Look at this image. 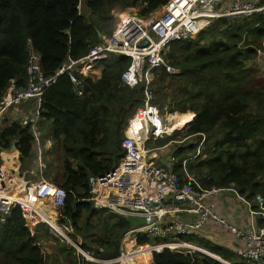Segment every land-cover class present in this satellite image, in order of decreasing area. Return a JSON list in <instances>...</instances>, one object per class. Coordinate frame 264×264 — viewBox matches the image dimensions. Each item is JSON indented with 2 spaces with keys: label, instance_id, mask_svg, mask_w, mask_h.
Wrapping results in <instances>:
<instances>
[{
  "label": "trees",
  "instance_id": "trees-1",
  "mask_svg": "<svg viewBox=\"0 0 264 264\" xmlns=\"http://www.w3.org/2000/svg\"><path fill=\"white\" fill-rule=\"evenodd\" d=\"M167 1L82 0L78 10V0H0V97L11 79L25 84L27 39L40 56L43 73L51 76L68 58L85 56L98 42L99 33H110L116 14L139 7L138 14L147 16ZM260 4L264 5V0ZM263 47L264 11L217 18L194 38L170 43L165 59L179 70L178 74H170L162 66L152 70V103L162 114L166 105L168 114L187 115L190 121L193 114L189 112H193L195 118L185 129L186 135H205V158L188 162L187 170L205 189L234 184L248 200L257 194L264 196V80L248 64ZM130 61L114 54L101 59L100 77H85L81 96L68 76L60 75L46 90L40 108L41 122L48 125L49 135L55 140L48 151L57 149L59 153V168L53 178L46 171L43 175L66 190L65 203L58 209V223L70 224L74 240L80 237L82 247L94 250L100 258L117 255L120 239L130 228L127 219L96 208L88 200L89 177L118 163L129 119L142 104L144 84L128 88L120 82ZM179 133L158 140L156 146ZM32 140L26 127L4 120L0 162L14 146L20 176L27 177V165L36 158ZM193 149L189 145L177 154L185 157L186 150ZM5 155L4 163L16 162L11 151ZM176 170L182 174L179 165ZM97 226L102 230L99 237L92 231ZM43 239L42 234L31 236L20 210L12 209L0 223V264H46L41 249L34 245ZM183 239L197 243L217 258L164 249L153 256V264H250L236 262L232 251L212 240ZM58 246L63 264H99L79 261L64 241Z\"/></svg>",
  "mask_w": 264,
  "mask_h": 264
},
{
  "label": "built area",
  "instance_id": "built-area-1",
  "mask_svg": "<svg viewBox=\"0 0 264 264\" xmlns=\"http://www.w3.org/2000/svg\"><path fill=\"white\" fill-rule=\"evenodd\" d=\"M81 6L82 0H78V10ZM132 9L116 14L117 21L110 33L99 34L98 42L90 47L85 56L76 60L68 58L51 76L43 73L39 54L31 40H26L25 84L21 86L11 79L3 91L0 97V129L7 120L29 130L36 157L39 158L40 177L28 179L15 174L17 163L5 166V154L9 150L5 152L1 158L3 162H0V223L5 221L12 209L18 208L31 236L46 224L52 236L74 249L79 261L99 264H153V256L163 253L164 249L216 257L197 243L183 239L206 238L203 229L211 223L214 228L237 239L234 255L252 264L263 263L264 196L257 194L248 200L234 184L210 189L201 186L187 170V163L205 158L202 155L203 133L171 139L156 146L155 142L174 132L169 133L164 127L167 106L163 107L165 114L161 115L159 108L152 103L151 82L152 70L156 67L162 66L170 74L179 73L165 59L171 42L194 38L217 18L261 13L264 5L260 4V0H168L157 10L156 16L152 15L154 11L146 18ZM109 54L131 59L120 75V82L128 88L143 83V99L139 109L129 119L127 133L121 139L123 155L118 163L104 173L89 177L88 200L96 208L106 209L125 219L138 217L143 219V223L130 227L124 233L117 255L100 258L94 250L82 247L80 237L74 240L70 224H57L58 209L65 203L66 190L43 175L46 166L42 157L55 140L49 135L42 143L44 132L41 124L44 123L41 122L40 108L46 90L60 75H67L77 95L81 96L84 78H99L100 60ZM196 136L197 139L191 142L193 151L179 157V149ZM148 143L153 145L148 147ZM176 165L180 166L182 174L178 173ZM224 192L232 193L235 200L245 207L251 218L249 225L238 226L215 211L212 196ZM49 212L54 213L53 223ZM34 245L44 254L40 241H35Z\"/></svg>",
  "mask_w": 264,
  "mask_h": 264
},
{
  "label": "rangeland",
  "instance_id": "rangeland-1",
  "mask_svg": "<svg viewBox=\"0 0 264 264\" xmlns=\"http://www.w3.org/2000/svg\"><path fill=\"white\" fill-rule=\"evenodd\" d=\"M132 10L134 12H137V13L140 12V8L139 7L133 8ZM158 12L159 11L156 10L155 13H152V15H155L156 16ZM143 17L146 18L147 16H143ZM99 34H104V33H99ZM256 54L257 55L250 62H248V64H250L256 70L257 76L259 78H261V79L264 80V47L261 48V49H258L257 52H256ZM189 113L192 114L193 112H189ZM164 114L165 113H163V114L161 113V115H164ZM173 114H179V113H176L175 112ZM185 116H187V115H185ZM41 126H42V131L44 132V135L42 137V143H44V140L47 139V138H49V128L46 126V124L45 125L44 124L43 125L41 124ZM188 126L189 125H187V127ZM187 127H185L184 129H177V131L180 132V133L176 137H174V139H176V138H184V136H186V134H187V133H185V129ZM173 136H175V135H173ZM195 139H197V136L194 137V138H192V139H189L186 142L185 147H187L189 145H192L191 142L193 140H195ZM159 142H160V140H159ZM152 145H153L152 143H149V146L148 147H151ZM56 150L57 149H55V150L52 149L51 151H46L45 154H44V157H42V162L46 166V168L44 169V172L46 171V174L47 175H51L52 178L55 175V173L58 171L57 169L59 168V166H58V156H59V153ZM188 152H190V151H188ZM188 152L186 150L185 154H187ZM153 154L154 153H151V155H153ZM14 159L17 160V161H19L16 157ZM152 160H153V162H157V160H155V159H152ZM1 161L3 162V159H1ZM38 164H39V158L36 157L34 160H32V162L30 164L27 165V168L28 169L26 171H27V175L28 176L25 177V178H28V179H38L40 177V175H39V169H38ZM49 215H51V217H52V216H54V213L53 212H49ZM127 220L130 223V227H136V226L141 225L143 223V219L138 218V217H128ZM57 224H58V222H57ZM92 231L95 232V236L96 237H99V235L102 234V230H101V228L99 226H97ZM37 234L38 235L42 234V236L45 238L43 240H40V242L42 243V249H43V252H44L46 264H63V257L61 256V254L59 253V250H58V247H59L58 245H59V243H62V242L59 239L55 238L54 236H52L49 233L48 226L46 224L41 225L39 227ZM51 249H53L54 252H52ZM49 253H53V254L50 255V256H48ZM234 260L236 262L242 261V259H240L237 256L234 258ZM248 263H250V262H248ZM250 264H252V263H250ZM261 264H264V262L261 263Z\"/></svg>",
  "mask_w": 264,
  "mask_h": 264
},
{
  "label": "crops",
  "instance_id": "crops-1",
  "mask_svg": "<svg viewBox=\"0 0 264 264\" xmlns=\"http://www.w3.org/2000/svg\"><path fill=\"white\" fill-rule=\"evenodd\" d=\"M102 70V68H101ZM100 70V74H101ZM127 129H125V134ZM11 151V157H17L18 152L14 149ZM212 201L215 204V211L224 216L227 220L232 221L238 226H247L250 223V216L245 211V207L242 206L235 200V197L232 193L224 192L212 196ZM206 239L212 240L213 243H216L219 246H223L233 252L234 248L237 246V239L231 236L228 233H224L222 230L214 228L211 223H208L203 229ZM54 252L53 249H51ZM53 253H49L48 256Z\"/></svg>",
  "mask_w": 264,
  "mask_h": 264
},
{
  "label": "bare ground",
  "instance_id": "bare-ground-1",
  "mask_svg": "<svg viewBox=\"0 0 264 264\" xmlns=\"http://www.w3.org/2000/svg\"><path fill=\"white\" fill-rule=\"evenodd\" d=\"M175 113V112H174ZM193 114V113H192ZM177 114L169 113L166 115V121L164 124V127L167 132L173 133L174 131H177V129H184L187 127V125L191 124L190 118L188 116L182 115L178 117H174ZM194 117V114H193ZM5 166H12L11 162L4 163ZM52 223L54 221L53 217L50 220ZM231 264V263H230Z\"/></svg>",
  "mask_w": 264,
  "mask_h": 264
},
{
  "label": "water",
  "instance_id": "water-1",
  "mask_svg": "<svg viewBox=\"0 0 264 264\" xmlns=\"http://www.w3.org/2000/svg\"><path fill=\"white\" fill-rule=\"evenodd\" d=\"M195 118V114H194V117H193V119ZM11 149H14V150H16V148L13 146ZM10 149V150H11ZM17 151V150H16ZM17 159H18V155H17V157H16ZM19 160V159H18ZM16 163H17V168L15 169V174H17V175H20V173H19V167H20V162L19 161H17L16 160ZM224 263H226V264H230V263H228V262H224Z\"/></svg>",
  "mask_w": 264,
  "mask_h": 264
},
{
  "label": "clouds",
  "instance_id": "clouds-1",
  "mask_svg": "<svg viewBox=\"0 0 264 264\" xmlns=\"http://www.w3.org/2000/svg\"><path fill=\"white\" fill-rule=\"evenodd\" d=\"M175 132V131H174Z\"/></svg>",
  "mask_w": 264,
  "mask_h": 264
}]
</instances>
